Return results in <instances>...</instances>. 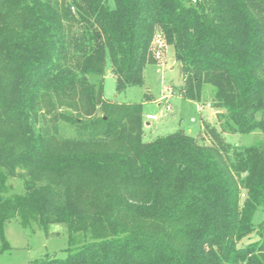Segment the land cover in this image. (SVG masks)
Returning <instances> with one entry per match:
<instances>
[{"label":"trees","instance_id":"16d2710c","mask_svg":"<svg viewBox=\"0 0 264 264\" xmlns=\"http://www.w3.org/2000/svg\"><path fill=\"white\" fill-rule=\"evenodd\" d=\"M157 34L176 91L218 111L210 144L146 142L142 103L103 97L106 72L117 94L144 86ZM260 113L264 0H0V237L16 221L87 238L32 264H264V141L223 138L264 132Z\"/></svg>","mask_w":264,"mask_h":264},{"label":"rangeland","instance_id":"374dc122","mask_svg":"<svg viewBox=\"0 0 264 264\" xmlns=\"http://www.w3.org/2000/svg\"><path fill=\"white\" fill-rule=\"evenodd\" d=\"M155 37L156 35L153 38ZM152 54L155 64L145 67L143 87H131L117 94L114 78L110 72H106L104 99L125 104L142 103L143 139L146 142L182 130L203 143H212L203 127L205 123H208L218 128V111L210 107L208 103L187 101L176 91L182 86L183 80L180 64L175 61L170 47L160 50L159 58L152 47ZM205 92L209 95L211 89L205 87ZM145 96L149 97V100H146ZM165 96L168 98L165 99ZM198 107L202 110L199 111ZM148 115L156 116L157 120L149 121L146 118ZM257 117L264 119V114L260 113ZM223 138L226 143L245 148L264 141V132L224 134ZM8 184L12 188L10 194L23 192L20 180L11 179ZM262 218L263 213L257 211L253 220L254 225L260 223ZM86 239L82 234H76L69 239L63 225H50L48 232L45 233L34 224L23 228L18 222L11 221L0 237V264H32L51 258L64 259L69 249L78 248ZM255 239L256 236L253 234L244 240L243 244Z\"/></svg>","mask_w":264,"mask_h":264},{"label":"built area","instance_id":"2783aa9c","mask_svg":"<svg viewBox=\"0 0 264 264\" xmlns=\"http://www.w3.org/2000/svg\"><path fill=\"white\" fill-rule=\"evenodd\" d=\"M192 2L195 3V0H192ZM152 45H153V48L155 50L156 56L159 58V56H160V50H163V48H165L164 41H163V39L161 38L160 35H156V37L153 38ZM164 98L166 99L168 97L165 96ZM167 109H169V107H167ZM198 109H199V111L202 110L200 107H198ZM146 118L149 121L157 120V117L156 116H153V115H148V116H146Z\"/></svg>","mask_w":264,"mask_h":264},{"label":"crops","instance_id":"0c3cea01","mask_svg":"<svg viewBox=\"0 0 264 264\" xmlns=\"http://www.w3.org/2000/svg\"><path fill=\"white\" fill-rule=\"evenodd\" d=\"M146 124H147V123H146ZM146 124H145V125H146ZM147 125H148V124H147ZM189 134H190V133H189Z\"/></svg>","mask_w":264,"mask_h":264}]
</instances>
